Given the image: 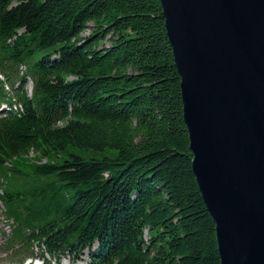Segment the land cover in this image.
I'll list each match as a JSON object with an SVG mask.
<instances>
[{"label": "trees", "instance_id": "obj_1", "mask_svg": "<svg viewBox=\"0 0 264 264\" xmlns=\"http://www.w3.org/2000/svg\"><path fill=\"white\" fill-rule=\"evenodd\" d=\"M165 21L161 0H0V68L12 84L26 82L21 66L34 80L32 98L18 94L24 112L0 118L9 246L90 249V264H221Z\"/></svg>", "mask_w": 264, "mask_h": 264}, {"label": "water", "instance_id": "obj_2", "mask_svg": "<svg viewBox=\"0 0 264 264\" xmlns=\"http://www.w3.org/2000/svg\"><path fill=\"white\" fill-rule=\"evenodd\" d=\"M221 264H264V0H161Z\"/></svg>", "mask_w": 264, "mask_h": 264}, {"label": "rangeland", "instance_id": "obj_3", "mask_svg": "<svg viewBox=\"0 0 264 264\" xmlns=\"http://www.w3.org/2000/svg\"><path fill=\"white\" fill-rule=\"evenodd\" d=\"M89 34V31H87L85 33V35H88ZM31 88V85H29V89ZM71 153L73 154H76V155H79L81 157H83L84 159H87V160H90V159H102L104 156H112V153H98V152H94V151H91V150H84V149H80L78 147H73L71 149ZM66 158L64 157V155L60 154L58 156V160L57 161H64ZM51 159L50 158H44L42 160H32L35 162V164H43V163H47L49 162ZM54 161V160H52ZM51 162V161H50ZM1 214V212H0ZM3 218H1L0 220V229L1 228H5V230L8 229V222L6 221H2ZM3 241V237L0 236V244L2 243ZM97 248V247H95ZM94 248V249H95ZM1 251V250H0ZM89 255V251L86 250V251H82V253H76V254H73V253H66L65 255L61 256L60 258H57V259H53L51 257H47L46 256V261H41L39 262V264H87L90 262V259L88 257ZM76 258H79L76 260ZM10 260V257H7L5 254H0V263H7V261ZM77 262H76V261Z\"/></svg>", "mask_w": 264, "mask_h": 264}]
</instances>
